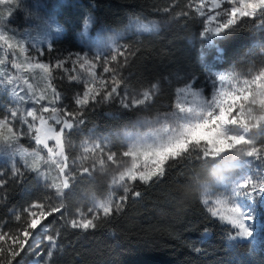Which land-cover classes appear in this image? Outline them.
<instances>
[{
    "label": "snow or ice",
    "instance_id": "obj_1",
    "mask_svg": "<svg viewBox=\"0 0 264 264\" xmlns=\"http://www.w3.org/2000/svg\"><path fill=\"white\" fill-rule=\"evenodd\" d=\"M20 3L21 0H0V5L15 4L19 7ZM191 15L201 17V38L227 37L246 20L255 23L259 19V26L264 28V0H189L186 10L179 13L178 18ZM84 26L88 27L87 21ZM42 27L52 26L44 23ZM141 27L144 31L151 30L148 25ZM260 47L264 50V44ZM0 50L5 53L0 59V88L9 94L13 105L6 115L0 116V147H8L13 157L18 153L28 155L19 149V140L21 135L30 134L39 149L30 153L32 163L25 166L39 174V162L44 160L40 151L46 150L47 160L44 162L54 165L56 176L49 182L48 175L44 174L45 187L54 191L55 197L61 200L56 205L51 202V197H38L20 212L12 210L11 215L16 221L14 231L7 228L6 221L0 222V264H21L23 256L29 254L37 264L45 258V264H52L54 252L61 247L60 232H53L46 222L56 214L63 218L62 198L78 177H91L96 171H111L112 184L123 188L118 199L110 194L106 200L88 209L90 217L78 212L79 218L65 221L68 228L87 232L97 228L95 221L101 210L105 217L113 215L122 210L130 197L142 196L133 185L155 183L163 179L173 166L178 170L190 159L208 162L224 152L235 151L257 161L264 160V143L258 145L257 142V136L264 135V66H253L245 73L231 70L218 74L213 83L215 91L207 100H197L201 93L193 90L192 81L186 82L185 87L177 89V96L190 93L192 102L177 100L176 111L171 113L172 122L169 123V117H164L165 123L152 134L156 137L152 143L143 137L136 138L127 150L118 153L107 147L106 138L85 140L81 145L80 165L76 167L68 162L66 137L86 124L84 117L88 109L108 101L118 102L125 109H140L154 98L155 84L137 94L126 90L124 73L129 68L130 57L135 55L134 50L130 46H114L105 56L97 54L92 59L87 53H76L73 64H78L82 70L78 75L69 72L65 60L57 57L55 69L68 73L70 84L81 85L70 105L63 103L64 97L53 82V65L40 59L52 50L51 43L47 47L26 43L25 40H17L15 32L10 35L8 29L0 26ZM97 61H100L102 74L95 71ZM72 72H78V69L74 66ZM37 77L43 86L33 83ZM19 104L33 106L26 107L21 113ZM17 119L26 125L19 134L13 124ZM216 140L227 142L219 152L214 151ZM125 158H130V166ZM237 167L244 165L239 163ZM9 171L13 181L24 183L25 172L16 167L15 159L10 162ZM5 175L0 169V190L8 184ZM257 199L264 200V172L252 173L249 170L232 181L225 198H204L202 202L212 218H218L234 230L227 235V241L237 248L238 241L255 239L257 217L252 206ZM38 229L43 232L40 239H37ZM194 251L200 253L201 249L195 248Z\"/></svg>",
    "mask_w": 264,
    "mask_h": 264
},
{
    "label": "trees",
    "instance_id": "obj_2",
    "mask_svg": "<svg viewBox=\"0 0 264 264\" xmlns=\"http://www.w3.org/2000/svg\"><path fill=\"white\" fill-rule=\"evenodd\" d=\"M189 0H75L63 4L60 20L66 29L63 42L75 46L86 15L96 25L124 26L130 17L157 20L158 30L144 34L133 50L125 70L126 87L147 89L157 85L153 101L140 109H125L110 102L87 110V124L105 131H120L134 121L154 117L172 106L175 90L186 82H203L215 72L240 69L247 59H257L264 42L261 21L246 20L231 35L201 38V17L178 18ZM169 9V11H165ZM26 145L35 147L31 139ZM227 157L208 162L194 158L173 166L161 180L136 183L139 198L130 197L122 210L99 218L97 228L87 232L58 226L61 245L52 264H264V227L256 244L238 241L234 248L227 235L230 226L212 218L202 202V184L211 181ZM106 173L78 177L72 185L75 200L102 196L108 189ZM7 205H0V221L10 217L9 207L21 203L23 189L16 187ZM200 248L201 252L194 251Z\"/></svg>",
    "mask_w": 264,
    "mask_h": 264
},
{
    "label": "rangeland",
    "instance_id": "obj_3",
    "mask_svg": "<svg viewBox=\"0 0 264 264\" xmlns=\"http://www.w3.org/2000/svg\"><path fill=\"white\" fill-rule=\"evenodd\" d=\"M71 1L75 0H21L19 7L15 4L13 5H0V26L8 29L9 34L12 32L16 33L17 40H25L26 43H38L42 44L44 47H47V44H52V50L46 52L44 56L40 57L44 62H50L54 68V84L61 91L64 99L63 103L65 105H70L72 97L74 94L81 90V85L79 83L70 84L68 82L67 76L68 73L64 72L63 69H55V60L57 57H61L65 60V66L68 68L69 72L73 75H78L80 71L78 64L74 65L73 61L75 60L76 53L81 55L87 53L89 58H94L97 54L100 56H105L109 53L110 49L114 46H130L132 49L136 43L143 37L144 34H154L159 27L157 20L149 19L143 16H132L129 18L128 22L121 27H113L107 25H96L95 18L93 15H86L81 29L77 33V40L74 43L75 46H71L67 42H63L66 36V29L64 24L60 20L59 10L63 4H68ZM11 13V15H10ZM85 21L88 22V27L85 28ZM47 23L51 25V28H44L42 25ZM142 25H148L151 29L150 31H144L141 27ZM39 26V27H38ZM260 31L264 28L260 27ZM25 33L27 35H25ZM216 36H213L211 39H207L209 42H212ZM264 44V42L262 43ZM35 56V52L32 53ZM4 51L0 50V59L4 58ZM71 57L72 59H69ZM248 62L244 63L240 69L235 71L238 73H245L249 71L253 66L260 67L264 66V50L261 49L260 55L257 56V59L249 58ZM78 69V72H72L73 67ZM8 71L14 73V70L8 68ZM98 74H102V67L100 66V61H97V68L95 69ZM231 71V70H222L215 72V78L218 74ZM106 75V74H105ZM215 78L213 75H209L208 78L203 82H193L194 91L201 93L200 97L196 99H210L215 89H213V83ZM33 83L40 84L43 86V82L37 77ZM157 86V85H156ZM180 85L175 90V100L172 106H165L163 112L158 113L154 117H145L140 118L134 121L131 125L122 128L120 131H105L98 128L94 124H86L76 130H74L70 135L66 137V154L69 157V164L79 167L80 157L83 155V148L81 147L82 143L85 140H91L96 138H106L105 143L107 147L112 151L123 152L134 142L136 138L143 137L147 140L148 143H152L156 137L152 135L157 129L165 123L164 117H169V123L172 122L171 113L176 111L175 104L179 99L181 102L191 103L193 97L190 93L181 94L177 96V89L185 87ZM227 87V85H223ZM156 87L155 95L157 94ZM126 90L130 93L137 94L144 89H132L126 87ZM154 95V97H155ZM50 96V94H49ZM154 99V98H153ZM153 101V100H152ZM111 101L104 102L102 104L110 103ZM118 103V102H117ZM98 104L95 107L101 106ZM31 104H19L18 108L21 113H23L26 107H31ZM39 107V105H35ZM74 107V105H72ZM13 105L10 100L9 94L3 89L0 88V116L6 115ZM9 119H11L9 117ZM86 120V117H84ZM15 131L19 134L22 133L26 125H24L19 119L13 122ZM26 139H31L29 135H21L19 140V149L24 150L28 155L21 156L19 153L16 157L12 156V153L8 147H0V169L4 170L5 178L8 179L7 186L0 190V205L6 206L8 203L9 196L13 195L14 188L19 187L23 189L22 196L26 198L21 200L19 204H15L12 207H9L10 217L6 219L7 228L9 230H15V217L11 215V211L15 210L20 212L27 204L36 199L44 198L47 199L51 197V202L53 204L59 205L61 203L60 199L55 197V193L52 190H49L45 187V181L43 175L47 174L49 182L52 178L56 176V171L54 165L45 163L44 160H47L46 150H41L40 155L44 157V160L39 162L40 173H34L29 171L26 168V164H31L33 157L30 153L39 149V146L30 147L26 145ZM32 140V139H31ZM34 142V141H33ZM258 145L264 143V135L257 136ZM52 142H50L51 144ZM226 141L216 140L214 142V151H221L226 146ZM227 158L223 164L218 166V170L214 175V179L202 184V201L204 198L211 200L219 198H225L230 192L231 183L233 180L239 178L241 174L249 172L256 173L257 171L264 172V160H254L245 156H241L239 152H224L223 155ZM220 157V156H219ZM12 159H15L16 167L20 168L25 172L24 183H18L11 179V173L9 171L10 162ZM130 166V158H125ZM251 161L250 163H247ZM241 163L244 167L238 168L237 165ZM99 172V171H96ZM101 173H106L109 177L108 189L106 193L102 196H97L91 194L83 200H75L73 197L72 186L65 190V195L62 198L64 205V215L63 218L59 214H56L52 217H49V220L46 222L49 225V228L55 232L58 230L60 223L65 221H70L73 218H79V213H84L85 217H90L88 209L94 208L96 204L100 201L106 200L111 194L114 199H118L120 195L123 194V188L118 185L112 184V173L111 171H104ZM118 175V173H116ZM73 185V184H72ZM207 192V196L205 193ZM253 211L257 217L255 224L256 236L255 239L250 240L252 243L256 244L259 240L260 233L264 227V200L257 199L253 204ZM105 217L102 213V210L99 213V218ZM4 222V221H0ZM43 235L41 229L37 230V239ZM45 259L41 260V264H45ZM21 264H37L36 259L32 255H24Z\"/></svg>",
    "mask_w": 264,
    "mask_h": 264
},
{
    "label": "clouds",
    "instance_id": "obj_4",
    "mask_svg": "<svg viewBox=\"0 0 264 264\" xmlns=\"http://www.w3.org/2000/svg\"><path fill=\"white\" fill-rule=\"evenodd\" d=\"M210 179H214V178H210Z\"/></svg>",
    "mask_w": 264,
    "mask_h": 264
}]
</instances>
